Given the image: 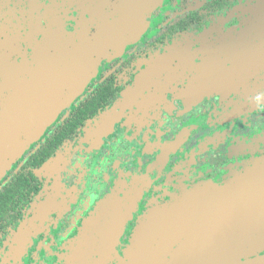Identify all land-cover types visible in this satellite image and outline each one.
<instances>
[{"label":"flooded vegetation","instance_id":"1","mask_svg":"<svg viewBox=\"0 0 264 264\" xmlns=\"http://www.w3.org/2000/svg\"><path fill=\"white\" fill-rule=\"evenodd\" d=\"M13 103L45 124L0 179V264H122L151 210L264 175V0H0Z\"/></svg>","mask_w":264,"mask_h":264},{"label":"water","instance_id":"2","mask_svg":"<svg viewBox=\"0 0 264 264\" xmlns=\"http://www.w3.org/2000/svg\"><path fill=\"white\" fill-rule=\"evenodd\" d=\"M32 116L15 103L0 109V179L32 142L31 134L44 128L31 124ZM246 184L204 187L151 210L139 221L122 264H153L154 254L173 247L190 255V264H264V175Z\"/></svg>","mask_w":264,"mask_h":264}]
</instances>
